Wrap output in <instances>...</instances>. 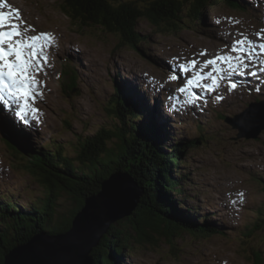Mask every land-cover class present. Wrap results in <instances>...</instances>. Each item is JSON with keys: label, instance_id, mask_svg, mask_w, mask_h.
Segmentation results:
<instances>
[{"label": "rangeland", "instance_id": "1", "mask_svg": "<svg viewBox=\"0 0 264 264\" xmlns=\"http://www.w3.org/2000/svg\"><path fill=\"white\" fill-rule=\"evenodd\" d=\"M235 1L250 6L252 15L220 5L202 11L194 29L175 32H160L162 27L156 29L140 20L137 32L145 40L138 43L139 50L128 46L117 50V36L98 27L81 30L60 10L57 0H5L6 7L0 11L19 10L25 26L34 29L27 35L50 33L54 40L46 50L48 63L36 77L42 92L34 105L38 113L18 116L17 108L6 99L0 100V115L6 114V120L0 116V123L9 131L6 134L0 129V197L28 209L44 193L23 163L16 160V153L9 149L6 140L11 139V146L20 151L62 147L61 153L73 159L78 141L101 129H114L116 121L109 104L119 86L125 96L142 106L161 131L165 144L181 141L192 146L184 155L180 153L181 165L171 176L181 177L182 192L172 195L177 209L194 208L200 216L221 225L226 233L209 238L183 233L170 239L167 231L161 229L147 231L150 239L137 244L126 223L134 239L121 264H249L244 255L253 244L260 245L264 254V230L260 227L264 221V192L258 180L264 182V130L257 139L238 138L239 132L224 122L225 117L239 115L251 104L264 103V71L259 65L264 55L252 63L245 57L244 63L249 66L240 75H228V62L218 61L216 67L224 79L215 91L204 89V85L211 84L210 79L193 87L191 96L177 91L201 71L205 60L217 55L235 58L237 53L230 51L235 40L246 37L253 44L264 43V34L257 37L264 29V0ZM67 60L75 75L70 76L75 84L71 83L68 94L67 87L59 83ZM190 61H196V67L180 72V65ZM231 63L237 62L233 59ZM211 68H204L201 74L206 75ZM173 74L177 75L176 80L170 79ZM230 83L237 87L230 91ZM187 99L192 103H186ZM151 108L164 125L153 118ZM248 116L250 119L243 124L245 128L249 124L247 133L264 126V106ZM111 144L114 146V141ZM61 196L55 219L68 215L75 206L66 194Z\"/></svg>", "mask_w": 264, "mask_h": 264}, {"label": "trees", "instance_id": "2", "mask_svg": "<svg viewBox=\"0 0 264 264\" xmlns=\"http://www.w3.org/2000/svg\"><path fill=\"white\" fill-rule=\"evenodd\" d=\"M57 1L60 10L81 30L98 27L117 36V50L125 46L139 50L138 43L145 40L137 32L140 20H146L156 29L162 27L160 32H175L182 28L194 29V22L199 21L202 11L208 8L217 9L223 5L235 11H247L235 0ZM70 76L74 77L72 66L66 63L59 83L67 87V94L72 90L71 83L75 84ZM114 92L109 104L110 114L116 121L114 129H101L94 136L78 141L73 149V159L61 153L62 147L40 149V152L20 151L5 141L9 149L16 153V160L23 163L25 171L37 181L44 193L28 209L0 197V264H3L7 252L37 233L67 231L82 209L84 200L98 193L101 183L118 172L130 176L142 190V195L132 216L125 222L111 225L98 247L93 249V264L122 263L134 239L126 223L132 229L137 244L150 239L147 231L158 232L161 229L167 231L170 239L183 233L206 238L226 234L217 222L205 215L200 216L195 209H177L176 200L172 197L182 192L181 177L171 178L172 173L181 165L180 153L184 155L192 146L181 141L165 144L161 131L145 115L142 106L125 96L121 87L116 86ZM153 118L158 122L155 116ZM258 180L264 192V182ZM62 194L70 197L75 206L68 215L55 219ZM263 225L264 221L260 226L264 230ZM244 258L249 264H264L260 245L248 247Z\"/></svg>", "mask_w": 264, "mask_h": 264}, {"label": "snow or ice", "instance_id": "3", "mask_svg": "<svg viewBox=\"0 0 264 264\" xmlns=\"http://www.w3.org/2000/svg\"><path fill=\"white\" fill-rule=\"evenodd\" d=\"M4 7H6L5 0H0V9ZM29 31H34V29L31 26H25L19 10L0 11V98H5L6 101L17 105L19 111L16 114L18 116H27L29 112L36 115L39 111L34 105L42 96V92L40 82L36 77L43 72L44 65L48 63L46 50L54 40L50 33L27 35ZM262 34H264V29L257 33V37L261 38ZM230 51L237 53L235 58L228 55H217L214 59L205 60L201 65V71L196 72L177 91L191 96L190 90L199 86L200 81L204 79L211 80V84L204 85V89L209 92L215 91L219 87V81L224 79V76L220 75L221 69L216 67L218 61L228 62V75H240L247 71L249 66L244 63L245 57L249 63H252L259 56L264 55V43L253 44L245 37L235 40ZM233 59L237 62L236 64L231 63ZM259 65L260 71H264V60H260ZM209 66H212L211 71L202 75L203 69ZM195 67L196 61H190L188 65H180V72L187 73L190 68ZM251 74L255 75V73ZM170 79L176 80L177 75H171ZM236 87L235 83H230L229 90H234ZM185 102L191 104L192 100L187 99ZM240 195L243 196L242 193Z\"/></svg>", "mask_w": 264, "mask_h": 264}, {"label": "water", "instance_id": "4", "mask_svg": "<svg viewBox=\"0 0 264 264\" xmlns=\"http://www.w3.org/2000/svg\"><path fill=\"white\" fill-rule=\"evenodd\" d=\"M260 106L264 103L251 104L242 114L226 119V123L239 132L238 138L256 139L264 130V126H260L254 132L244 133L240 122L241 115ZM141 195L142 190L130 176L121 172L112 174L101 183L98 193L84 200L67 231L35 234L7 252L3 264H93V249L112 224L131 216Z\"/></svg>", "mask_w": 264, "mask_h": 264}, {"label": "bare ground", "instance_id": "5", "mask_svg": "<svg viewBox=\"0 0 264 264\" xmlns=\"http://www.w3.org/2000/svg\"><path fill=\"white\" fill-rule=\"evenodd\" d=\"M241 3V2H240ZM241 7H244V8H246L247 9V11L249 12V13H251V10L250 9H248L247 7H250V6H248L247 4H241L240 5ZM247 6V7H246ZM75 53V52H74ZM201 70V69H200ZM43 74V73H42ZM39 75H40V73H39ZM246 79H248V78H246ZM243 81V80H242ZM200 83H202L201 81H200ZM237 84H238V82H237ZM135 86V85H134ZM141 89V88H140ZM231 93V92H230ZM232 94V93H231ZM5 100V98H0V100ZM2 104V103H1ZM10 106H12V107H16V105L15 104H13V103H11L10 102ZM255 109H257L258 110V107H256V108H254L253 107V109H250L249 110V112L251 111V110H253L254 112H255ZM1 111V110H0ZM150 111H152V113L151 114H154L153 116H155L156 118H157V120H158V122L160 123V124H162V122L159 120V118H158V115L156 114V111L154 110V108H151L150 109ZM11 112V111H10ZM249 112H245L243 115H241L240 117H242L241 118V125H242V129H243V132H244V130H245V132L244 133H247L246 131H248L249 132V128H248V125L249 124H246V128H245V125H243V124H245L246 122H247V120H248V118H249V116H248V114L247 113H249ZM242 114V113H241ZM259 116H261V111H259V114H258ZM2 118H4L5 119V117H6V114L5 113H3L2 115H0ZM250 119V118H249ZM6 120V119H5ZM162 125H164V124H162ZM27 135H29L28 133H27ZM135 211H131V216H132V214L134 213ZM130 216V217H131Z\"/></svg>", "mask_w": 264, "mask_h": 264}]
</instances>
